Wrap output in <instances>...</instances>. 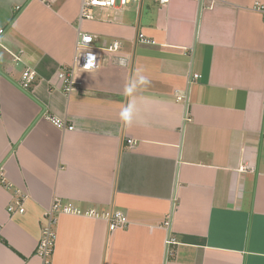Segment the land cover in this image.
<instances>
[{
  "label": "crops",
  "instance_id": "obj_1",
  "mask_svg": "<svg viewBox=\"0 0 264 264\" xmlns=\"http://www.w3.org/2000/svg\"><path fill=\"white\" fill-rule=\"evenodd\" d=\"M257 5L143 0L81 19L82 0H0V264H42L55 201L128 225L110 233L104 218L57 214L53 264H264ZM79 32L93 37L99 67L79 71L67 94L58 74ZM27 69L38 75L31 91L20 87Z\"/></svg>",
  "mask_w": 264,
  "mask_h": 264
},
{
  "label": "built area",
  "instance_id": "obj_2",
  "mask_svg": "<svg viewBox=\"0 0 264 264\" xmlns=\"http://www.w3.org/2000/svg\"><path fill=\"white\" fill-rule=\"evenodd\" d=\"M46 1V0H45ZM143 0H82L81 7V19H91L92 15L90 14V10L94 8L101 9H114L118 6L127 7L133 3H139ZM152 2H156L161 6H165L169 3L170 0H150ZM201 1V0H197ZM20 7L16 8V11H20ZM255 11L264 13V5H257L254 8ZM6 29L5 27L0 25V91H1V81L4 77L3 75V59L2 52L5 50V46L3 43V38L5 36ZM140 40L143 43H149L144 38V35L139 36ZM120 48L119 42H114L107 50L109 52H116ZM14 62H19V56L14 55ZM100 56L97 50L93 48V37L85 32H79L77 45H76V54L73 59V63L70 66L63 68L59 74V79L64 84V91L67 94H71L75 91L80 83L76 79V74L79 71L90 72L94 71L99 67ZM199 76L195 75L193 80L198 79ZM38 80L37 72L34 69H27L22 74V80L20 87L24 91H31ZM178 100H182L181 97H177ZM56 127L65 131L74 130L73 125H68L65 121L49 117L48 118ZM127 144L130 147H133L135 143L128 139ZM0 181L5 183L3 168L0 165ZM9 212L15 213L17 210L14 206L9 207ZM20 213L24 212L23 205H20L19 209ZM64 212L70 213L74 215H86L90 217H99L104 218L109 223V232L112 233L117 229H124L127 227V218L124 214L118 212H108V213H97L94 210L90 211H82L78 208L73 207L72 205L62 206L59 201H55L51 208L46 211V215L44 218V225L42 231V237L40 244L37 249V254L42 260V264H53L52 257L54 253V244H55V232L54 227L56 225L57 214ZM168 244H172V241H169Z\"/></svg>",
  "mask_w": 264,
  "mask_h": 264
},
{
  "label": "clouds",
  "instance_id": "obj_3",
  "mask_svg": "<svg viewBox=\"0 0 264 264\" xmlns=\"http://www.w3.org/2000/svg\"><path fill=\"white\" fill-rule=\"evenodd\" d=\"M122 115H126V113H122Z\"/></svg>",
  "mask_w": 264,
  "mask_h": 264
},
{
  "label": "trees",
  "instance_id": "obj_4",
  "mask_svg": "<svg viewBox=\"0 0 264 264\" xmlns=\"http://www.w3.org/2000/svg\"><path fill=\"white\" fill-rule=\"evenodd\" d=\"M3 184H6V183H3Z\"/></svg>",
  "mask_w": 264,
  "mask_h": 264
}]
</instances>
